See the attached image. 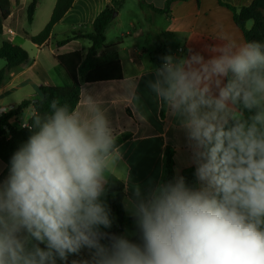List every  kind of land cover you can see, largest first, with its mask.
<instances>
[{"label":"clouds","instance_id":"clouds-1","mask_svg":"<svg viewBox=\"0 0 264 264\" xmlns=\"http://www.w3.org/2000/svg\"><path fill=\"white\" fill-rule=\"evenodd\" d=\"M206 51L163 56L146 82L183 131L197 183L177 173L131 185L135 239L107 231L123 154L101 103L53 99L43 116H23L31 134L0 178V264H69L84 250L71 264H264V43ZM122 182L128 193L129 172Z\"/></svg>","mask_w":264,"mask_h":264},{"label":"crops","instance_id":"crops-1","mask_svg":"<svg viewBox=\"0 0 264 264\" xmlns=\"http://www.w3.org/2000/svg\"><path fill=\"white\" fill-rule=\"evenodd\" d=\"M116 1L75 0L54 25L48 40L36 44L32 37L49 23L57 0H39L32 23L28 22L27 14L32 0H10L11 12L3 21L0 46L4 42L21 46L28 52L29 60L6 71L4 82L0 85V107H15L16 117L23 121V116H29L35 110L33 102L40 97L39 86H71V77L56 57L76 51L86 52L91 42L84 38H72L63 45L58 42L72 37L74 32L92 33L96 17ZM140 1L149 7L165 9L170 0H123L105 34L106 47L118 53L123 77L120 80L82 83L77 106L81 109L87 97L92 96L107 110L117 138L125 136L119 144L123 161L118 163L112 174L121 181L127 172L130 174L129 192L124 191L123 201L126 195H131V185L146 187L149 181L166 180V147L174 151L175 175H182L186 169H195L178 122L169 115L167 108L161 115L162 105L146 87V82L154 79L151 72L157 67L152 60L155 45L163 47L166 55L186 57L192 49L202 52L207 58V46L248 42L244 30L235 21V13L239 14L258 0H174L165 13L143 9ZM257 10L260 12L262 8L259 6ZM252 27L253 21L245 24L247 30ZM5 68V59H0V71ZM135 84H138L139 100L130 98L131 86ZM25 100L31 103L18 109ZM235 110L239 112L236 107ZM7 170L0 159V174ZM114 197V194L108 193L107 203ZM112 215L114 224L107 231L113 230L116 225V217ZM132 219L125 211L128 225L125 224L123 234L127 226L135 228ZM88 258L89 253L84 250L79 256H69L68 259L71 264L72 260Z\"/></svg>","mask_w":264,"mask_h":264},{"label":"trees","instance_id":"trees-1","mask_svg":"<svg viewBox=\"0 0 264 264\" xmlns=\"http://www.w3.org/2000/svg\"><path fill=\"white\" fill-rule=\"evenodd\" d=\"M75 0H57L56 6L53 10L51 19L46 27L36 36L32 37V41L36 44H42L48 40L51 35L52 29L56 23H58L66 12L72 7ZM174 0H170L167 3L165 9H158L152 6H147L143 1H140L141 8H151L157 13L168 12L170 3ZM39 0H32L27 9L28 22L32 23L35 12L37 10ZM123 0L116 1L113 5L106 6L102 12L96 17L93 23L92 33L74 32L72 37H69L63 41L58 42L59 45L67 43L72 38H84L91 42V47L86 51H76L65 55L57 56L58 62L65 69L68 75L71 77L73 84L71 86H39L40 97L33 102L35 111L41 116L50 111L49 105L53 99L59 100L61 104H67L72 108H77L82 83L92 84L100 81L120 80L123 77L121 62L119 60L118 53L110 50L105 45L106 30L113 19L114 13L121 7ZM264 0L256 1L252 6L242 9L239 14L235 13V21L244 30L245 37L248 42L258 41L260 37L258 32L263 28L260 12L257 8L263 7ZM233 9L232 6L227 5ZM234 10V9H233ZM11 12L10 0H0V33L3 32V21L9 16ZM249 21H253V27L249 30L245 29V24ZM102 51V52H101ZM166 55L163 47L159 44L155 45V49L152 52V60L156 66H160L162 63V57ZM0 59H5L6 68L0 71V85L4 82L5 73L7 70L18 67L19 65L26 63L29 60L28 52L21 46L12 44L10 42H4L0 46ZM31 101H23L18 109L28 106ZM239 111H242V105L235 106ZM166 106L161 107V115L164 114ZM247 117L249 113L243 112ZM12 113H5L0 115V159L9 166V160L14 151L27 140L31 134L28 128H21L17 124H12L10 118ZM125 136L117 138V144L119 145ZM166 157V170L167 178L172 179L175 176V162L174 151L170 147L165 149ZM193 168L183 171L182 176L185 177L186 183L195 186L196 180L194 177ZM7 172L0 174V178L7 176ZM124 183L114 175L110 178V190L109 194H114L115 197L109 200V206L112 213L116 217V225L113 230L116 234H123L125 228V211L123 206L124 197ZM132 222L134 220L132 219ZM136 230V228H135ZM131 239H135L133 236Z\"/></svg>","mask_w":264,"mask_h":264},{"label":"rangeland","instance_id":"rangeland-1","mask_svg":"<svg viewBox=\"0 0 264 264\" xmlns=\"http://www.w3.org/2000/svg\"><path fill=\"white\" fill-rule=\"evenodd\" d=\"M260 16H261V21H262L261 23L264 26V4H263V7H262V10L260 11ZM258 35L260 37V42L264 43V27L261 28V30L258 32ZM125 224H126V222H125ZM126 225H128V224H126ZM135 232H136V230H135V228L132 225V226H127L125 234H128L129 238H132V236H133L132 234L135 233Z\"/></svg>","mask_w":264,"mask_h":264},{"label":"built area","instance_id":"built-area-1","mask_svg":"<svg viewBox=\"0 0 264 264\" xmlns=\"http://www.w3.org/2000/svg\"><path fill=\"white\" fill-rule=\"evenodd\" d=\"M16 112L17 109L13 106H8V107H0V115H3L5 113H12V117L10 118V122L13 124H17L18 126H20L21 128H26V127H22V121L18 120V118L16 117Z\"/></svg>","mask_w":264,"mask_h":264},{"label":"water","instance_id":"water-1","mask_svg":"<svg viewBox=\"0 0 264 264\" xmlns=\"http://www.w3.org/2000/svg\"><path fill=\"white\" fill-rule=\"evenodd\" d=\"M115 13H116V12H115ZM115 13H114V14H115Z\"/></svg>","mask_w":264,"mask_h":264}]
</instances>
